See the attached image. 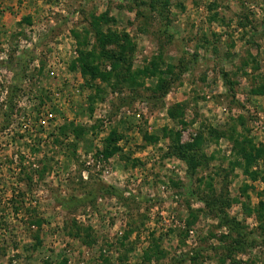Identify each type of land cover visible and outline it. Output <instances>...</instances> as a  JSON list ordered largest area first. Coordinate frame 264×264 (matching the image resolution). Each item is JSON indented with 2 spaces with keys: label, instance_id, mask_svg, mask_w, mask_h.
I'll return each mask as SVG.
<instances>
[{
  "label": "rangeland",
  "instance_id": "rangeland-1",
  "mask_svg": "<svg viewBox=\"0 0 264 264\" xmlns=\"http://www.w3.org/2000/svg\"><path fill=\"white\" fill-rule=\"evenodd\" d=\"M164 1L0 0V264H264V0Z\"/></svg>",
  "mask_w": 264,
  "mask_h": 264
},
{
  "label": "trees",
  "instance_id": "trees-1",
  "mask_svg": "<svg viewBox=\"0 0 264 264\" xmlns=\"http://www.w3.org/2000/svg\"><path fill=\"white\" fill-rule=\"evenodd\" d=\"M167 3H168V0H165L164 1V4H163V6L165 7L166 5H167ZM154 4V3H153ZM99 19H103V20H105V15H102V16H100L99 18H97V19H94V26L95 27H97V22L96 21H98ZM96 33H97V37H98V39L99 40H101L100 41V43L101 44H103L104 43V41H107L108 43H116V40H117V38H116V36H114L113 34H107V35H101V33L99 32V30L97 29L96 30ZM124 37V40H125V42H126V45L127 46H125V44L124 45H120V52L122 53L125 49H127V48H129L130 47V42L128 41V39H127V36L126 35H124L123 36ZM89 56H91L90 58H89ZM94 58V56L93 55H88L87 56V58H86V60H85V57L82 59V61H83V64H82V72L85 74V73H92V74H94L95 73V70H93L92 68H90L91 66H89L90 65V63H91V60L90 59H93ZM117 67H118V63L117 62H113V67H112V70L113 71H115V70H117ZM197 144V142L195 141L194 142V144L193 145H191L192 147H194L195 145ZM110 151H112V150H109V149H107V150H104V154L107 156V155H109V154H111V152ZM107 153V154H106ZM251 152H245V154H244V156H245V158H249L250 156H251ZM261 210L258 212V218H259V216L261 215ZM84 242V241H83ZM158 248H157V246H156V248H155V252H158V250H157ZM58 264H66V260H62L60 263H58Z\"/></svg>",
  "mask_w": 264,
  "mask_h": 264
}]
</instances>
